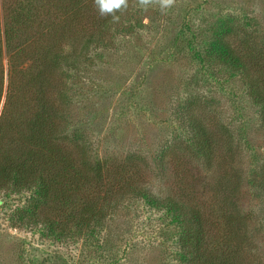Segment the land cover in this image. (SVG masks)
I'll list each match as a JSON object with an SVG mask.
<instances>
[{
  "label": "rangeland",
  "instance_id": "obj_1",
  "mask_svg": "<svg viewBox=\"0 0 264 264\" xmlns=\"http://www.w3.org/2000/svg\"><path fill=\"white\" fill-rule=\"evenodd\" d=\"M18 3L20 0H0V132H5L7 71L15 60L19 67L17 57L20 62L24 55L16 52L17 37L9 41V51L4 39L5 22L14 15ZM23 3L32 4L30 0ZM136 17L141 18L142 27L129 33L120 31ZM133 18L126 21L124 16L116 22L107 18L110 28L101 37L102 45L91 47L89 57L75 66L62 65L60 82L67 88L65 98L69 101L64 112L67 137L84 136L94 155L115 162L141 154L147 165H140L139 170L133 166L137 173L129 175L135 178L133 182L148 186L155 194L166 184L169 191H177L173 170L179 165L171 160L170 148L179 153L186 146L190 149L195 139L194 115L216 134L220 135L219 125H223L244 136L235 154L239 170H250L251 159L263 161L260 106L254 104L244 81L231 68L197 53L208 46V28L220 20L247 28L256 26L264 35V0H175L163 12L158 4L147 10L139 6ZM28 52L32 54L31 47ZM56 76L54 73V80ZM189 102L192 107L201 106L192 108ZM7 133L0 140V153L6 147L15 149L21 139L14 130ZM224 133L222 130L221 135ZM224 146L222 143L221 152ZM162 154L165 157L160 162ZM188 156L191 154L184 157ZM153 157L159 163L155 171ZM189 165L194 175L205 173L202 160H191ZM159 170L164 176L156 175ZM246 179L237 198L245 225L238 238L244 246L251 242L250 248L243 250L250 253V260L244 264H264V192L257 195ZM18 186L0 187V264H201L191 254L180 253L173 215L160 204L128 196L131 187L111 202L102 226L83 227L68 223L67 215H57L49 208L33 206L35 213L31 214L32 191ZM204 194L205 198L210 195L208 200L215 204L217 197L212 199L211 191ZM101 195L99 191V199ZM75 202H80L79 197ZM214 208L221 229L226 209L233 205L226 202ZM49 219L55 220L54 238L48 236L49 228L44 223ZM207 237V248L211 249L214 242L208 233Z\"/></svg>",
  "mask_w": 264,
  "mask_h": 264
},
{
  "label": "trees",
  "instance_id": "obj_2",
  "mask_svg": "<svg viewBox=\"0 0 264 264\" xmlns=\"http://www.w3.org/2000/svg\"><path fill=\"white\" fill-rule=\"evenodd\" d=\"M30 1L32 4L27 5L20 0L18 9L4 26L7 50H10L9 41L17 37L16 52L24 55L20 62L17 57L19 67L15 60L7 71L5 132H0V140L12 130L21 139L15 149L6 147V151L0 153V187L19 185L31 190L34 202L29 206L32 207L29 209L31 214L35 213L33 206L41 210L49 208L57 215L59 212L67 215L68 223L83 227L102 226L111 202L128 192V196H140L151 205L160 204L173 215L183 256L191 254L201 264H244L250 260V253L243 250L250 248L251 242L244 246L238 238L244 230L241 226L245 225L237 198L247 177L246 172H249L246 182L254 186L256 194L264 192V160L258 163L251 159L250 170L238 169L235 154L244 142V136L242 138L240 132L234 133L223 125H219L220 135L216 134L194 115L195 139L193 144L189 141L192 144L190 149L186 146L179 153L170 148L171 160L179 165V169L173 170L176 171L177 191H169L166 184L164 190L155 194L148 186L133 182L135 178L129 174L137 173L133 166L138 169L140 165H147L144 156L135 153L126 156V161L119 159L115 162L107 156L94 155L90 142L84 136L70 139L65 133L68 120L64 112L69 101L65 98L67 88L60 82L64 73L62 65L75 66L89 57L91 47H100L101 37L110 28L107 18L112 19L111 16L101 17L94 0ZM138 7V0H128V8L116 15L120 19L125 16L126 21L134 19ZM217 22L208 28V46L197 56L202 54L204 59L231 68L244 81L247 94L261 108L260 125L263 127L264 35L256 26L247 28V25L228 19L220 20L216 25ZM142 26L141 18L136 17L134 22L121 26L120 31L129 33ZM30 47L32 54L28 52ZM54 73L58 74L55 80ZM13 98L19 99L15 106ZM188 104L190 107L193 105L192 102ZM200 106L193 107L197 109ZM222 130L225 137L221 135ZM222 143L224 152L220 151ZM187 154L191 156L184 157ZM164 157L162 154L160 162ZM154 159L152 171L159 164ZM191 160L203 161V175L200 171L194 175L189 165ZM156 175L164 176L161 170ZM207 178L214 179L215 183L211 184ZM127 187L131 188L126 192ZM99 191H102L100 199ZM206 191H211L212 199L217 197L214 203L219 207L226 202L233 205V208L226 209L228 214L223 216L224 227L221 229V220L214 217L217 215L215 204L208 200L210 195L205 198ZM77 197L78 203L75 202ZM44 223L49 228L48 236L56 237L55 220L49 219ZM213 230L215 233H210ZM207 233L214 242L211 249L207 248Z\"/></svg>",
  "mask_w": 264,
  "mask_h": 264
},
{
  "label": "clouds",
  "instance_id": "obj_3",
  "mask_svg": "<svg viewBox=\"0 0 264 264\" xmlns=\"http://www.w3.org/2000/svg\"><path fill=\"white\" fill-rule=\"evenodd\" d=\"M175 0H138V5L147 10L153 4H158L160 10L163 12L171 8ZM94 4L101 17L111 16L114 22L119 20L118 12H122L128 8V0H94Z\"/></svg>",
  "mask_w": 264,
  "mask_h": 264
}]
</instances>
